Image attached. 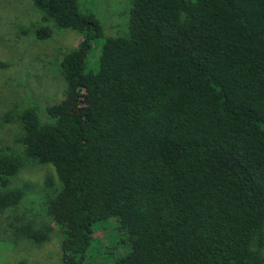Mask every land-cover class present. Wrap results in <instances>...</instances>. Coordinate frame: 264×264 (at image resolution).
Instances as JSON below:
<instances>
[{
	"label": "trees",
	"instance_id": "16d2710c",
	"mask_svg": "<svg viewBox=\"0 0 264 264\" xmlns=\"http://www.w3.org/2000/svg\"><path fill=\"white\" fill-rule=\"evenodd\" d=\"M32 1L83 37L52 123L15 118L26 155L61 182L48 212L63 263L85 264L95 224L115 220L130 252L114 264H264V0H131L128 32L94 61L103 28L79 0Z\"/></svg>",
	"mask_w": 264,
	"mask_h": 264
},
{
	"label": "rangeland",
	"instance_id": "374dc122",
	"mask_svg": "<svg viewBox=\"0 0 264 264\" xmlns=\"http://www.w3.org/2000/svg\"><path fill=\"white\" fill-rule=\"evenodd\" d=\"M80 9L103 28L95 40L92 60H98L107 38L128 32L131 0H79ZM46 28L42 40L37 31ZM82 35L62 29L36 8L32 0H0V161L15 159L19 169L5 176L0 169V264H64L62 232L48 212L60 190L55 168L26 155L24 130L16 117L34 108L42 123H52L48 108L67 100L62 62L79 48ZM93 60V61H94ZM75 114L83 104L72 102ZM50 228V241L38 245L25 228ZM85 264H114L130 252L127 235L115 220L99 222Z\"/></svg>",
	"mask_w": 264,
	"mask_h": 264
}]
</instances>
